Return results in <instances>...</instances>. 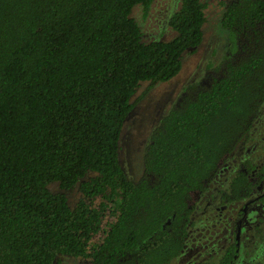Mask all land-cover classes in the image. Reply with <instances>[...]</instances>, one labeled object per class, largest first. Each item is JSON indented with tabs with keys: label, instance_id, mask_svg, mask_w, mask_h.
<instances>
[{
	"label": "trees",
	"instance_id": "1",
	"mask_svg": "<svg viewBox=\"0 0 264 264\" xmlns=\"http://www.w3.org/2000/svg\"><path fill=\"white\" fill-rule=\"evenodd\" d=\"M153 2L0 0V264H60L64 255L171 264L194 213L264 202V165L246 160L206 205L189 203L264 104V0L226 3L222 60L161 119L143 177L122 167L119 138L137 89L175 77L204 37L206 4L182 0L169 18L177 34L142 41L131 14L141 4L147 15ZM55 182L78 186L74 206ZM238 255L234 240L196 264H236Z\"/></svg>",
	"mask_w": 264,
	"mask_h": 264
},
{
	"label": "rangeland",
	"instance_id": "2",
	"mask_svg": "<svg viewBox=\"0 0 264 264\" xmlns=\"http://www.w3.org/2000/svg\"><path fill=\"white\" fill-rule=\"evenodd\" d=\"M229 1L203 0L207 20L203 26L201 44L194 52L184 53L182 69L175 77L151 86L149 82H142L133 96L135 105L124 121L119 138V161L131 180L138 181L144 175L145 153L161 119L185 95L194 96V88L205 76L208 64L222 60L228 44V32L221 26V17ZM181 4L182 0H154L147 15L141 4L136 5L131 15L141 25L142 41L173 38L177 33L169 26V18ZM246 160L264 165V104L254 118L250 132L235 142L231 151L222 157L213 176L206 182L204 192L191 193L190 205H206L207 198L224 188ZM50 189L65 192L71 206L80 197L78 186L63 190L55 182L50 185ZM242 207L243 204H215L205 211L194 213L193 219L198 223L190 233L183 252L171 264H196L209 253L217 255L223 246L233 243ZM255 207L244 216V223L252 226V229L240 231L241 245L236 264H264V205L258 202ZM257 228H260V232ZM88 262L83 257L64 255L61 256L60 264Z\"/></svg>",
	"mask_w": 264,
	"mask_h": 264
},
{
	"label": "flooded vegetation",
	"instance_id": "3",
	"mask_svg": "<svg viewBox=\"0 0 264 264\" xmlns=\"http://www.w3.org/2000/svg\"><path fill=\"white\" fill-rule=\"evenodd\" d=\"M259 198V195L255 196L254 198H251L249 201L245 202V204L243 205L242 207V211L243 209L245 210L244 212H242V216L241 218L238 220L237 222V231H236V234H235V242H236V245H237V251L239 252V249H240V245H241V234L239 235V240L237 239V234H238V231H241V229H247L249 231H251V227L252 226H249V225H246L244 223V216L246 215V213H248V211L250 209H253V208H256L255 207V204L258 203L259 201H256L255 203H251L253 202L255 199H258ZM261 202V205L263 206L264 205V202L260 201ZM251 203V204H249ZM260 206V205H259ZM260 208V207H259ZM241 214V213H240ZM257 230L260 232V228H257ZM241 233V232H240Z\"/></svg>",
	"mask_w": 264,
	"mask_h": 264
},
{
	"label": "water",
	"instance_id": "4",
	"mask_svg": "<svg viewBox=\"0 0 264 264\" xmlns=\"http://www.w3.org/2000/svg\"><path fill=\"white\" fill-rule=\"evenodd\" d=\"M239 235H240V231H238V234H237V239L239 240Z\"/></svg>",
	"mask_w": 264,
	"mask_h": 264
}]
</instances>
